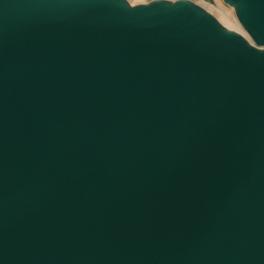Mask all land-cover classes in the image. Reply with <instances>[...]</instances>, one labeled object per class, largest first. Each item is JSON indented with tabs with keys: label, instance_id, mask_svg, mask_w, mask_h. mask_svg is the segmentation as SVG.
Returning <instances> with one entry per match:
<instances>
[{
	"label": "water",
	"instance_id": "1",
	"mask_svg": "<svg viewBox=\"0 0 264 264\" xmlns=\"http://www.w3.org/2000/svg\"><path fill=\"white\" fill-rule=\"evenodd\" d=\"M0 0V264H264V0Z\"/></svg>",
	"mask_w": 264,
	"mask_h": 264
},
{
	"label": "rangeland",
	"instance_id": "2",
	"mask_svg": "<svg viewBox=\"0 0 264 264\" xmlns=\"http://www.w3.org/2000/svg\"><path fill=\"white\" fill-rule=\"evenodd\" d=\"M133 5L149 3L153 0H129ZM175 1V0H171ZM200 6L204 7L210 13H212L224 26L230 30L237 31L245 36L247 34L239 24L234 10L225 5L222 0H191Z\"/></svg>",
	"mask_w": 264,
	"mask_h": 264
}]
</instances>
